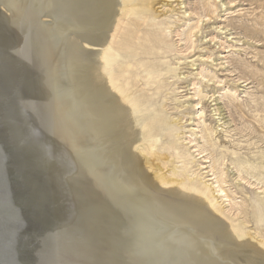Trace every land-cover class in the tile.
I'll return each mask as SVG.
<instances>
[{
  "label": "bare ground",
  "instance_id": "6f19581e",
  "mask_svg": "<svg viewBox=\"0 0 264 264\" xmlns=\"http://www.w3.org/2000/svg\"><path fill=\"white\" fill-rule=\"evenodd\" d=\"M223 1L202 0L204 15L184 10V1L179 2L178 21L188 23L176 35L187 49L194 47L193 37L203 23L223 11L227 5ZM165 2L0 0V6L10 13L5 21L31 43L30 70L37 72L42 108L52 117V135L60 144L56 172L62 175L61 186L68 184L67 190L76 181L78 201L73 203L77 204L60 215L62 225L74 220L71 233L78 244V257L73 262L67 259L68 242L59 256L47 251L49 264H264V235L246 227L247 219L237 223L229 215L247 211L241 204L237 206L222 185L227 156L216 152L211 139L219 128L224 129L226 121H222L220 102L213 103L218 100L213 98L215 92L209 95L195 90L197 102L188 101L200 111L194 113L199 119L197 127L191 128L194 132H177L184 146L193 149L187 156L172 151L175 141L171 135L174 124L183 126L188 119L177 117L169 123L158 107V99L166 97L169 89L163 84L147 88L162 79L164 72H174L180 81L187 78L183 72L168 70L170 64L163 61L173 50L169 41L172 25L157 20L166 15L160 8L172 7ZM194 14L198 18L190 23ZM45 18L49 21H43ZM224 28L228 30V26ZM189 73L194 79L208 76L204 67ZM194 79L193 89L199 83ZM179 84L177 89L187 88ZM224 89L231 97L237 95L236 87L226 84ZM208 102L213 107L209 115L213 127L204 123L207 114L203 107ZM162 132L170 138L161 149L160 163L154 164ZM188 133L190 136H184ZM194 135L203 144L192 139ZM3 150L0 148V184L7 187L3 195L9 187L8 201L26 205ZM190 164L196 168L188 170ZM231 164L239 173L245 170L264 183V161L233 158ZM252 205L253 217L262 220L264 212L257 209L258 202L253 200ZM1 208L0 264H22L18 253L24 242L15 234L11 238ZM71 226L66 227L68 234Z\"/></svg>",
  "mask_w": 264,
  "mask_h": 264
},
{
  "label": "rangeland",
  "instance_id": "374dc122",
  "mask_svg": "<svg viewBox=\"0 0 264 264\" xmlns=\"http://www.w3.org/2000/svg\"><path fill=\"white\" fill-rule=\"evenodd\" d=\"M165 1L170 2L172 7L160 8L159 10L166 12V15L157 20L172 25L173 34L169 36V41L173 50L163 61L170 64L168 70L183 72L187 78L180 81L174 72H164L162 79L158 78L157 82H151L147 88L154 89L158 84H163L169 89L164 94L166 97L158 99V107L169 123H174L177 117H184V121L188 119L183 126L178 124L172 126L175 131L171 135L175 141L172 151L175 154L191 156L193 149L186 148L185 142L177 137V132L180 130L190 129V132H194L195 130L191 128L194 126L196 128L198 125L199 119L196 114L200 110L188 104V101L197 102L198 99L193 96L195 90L209 95L215 92L216 97L213 98L218 100L213 103L220 102L218 106L223 109L225 117L222 121H226L224 129L219 128L220 131L211 139L216 152L227 156L228 162L224 166L226 182L222 185L237 206L241 204L247 211L238 216H235L234 212L229 215L237 223L247 219L246 227L252 232L258 231L264 235V218L259 220L253 217L252 205L253 200L257 201V209L264 212V183L245 170L239 173L231 164L233 158H251L256 163L264 161L260 159L264 152V0L233 2L224 0L229 8L224 10L227 7H222L223 11L213 15L212 20L203 23L198 35L195 34L193 37L194 47L189 49L185 41H179L180 37L176 35V31L186 29L188 23V21H178L176 9L181 6L179 2L184 1L182 4L184 10L204 15L202 0ZM173 8L175 10H172ZM6 11L0 6V142L5 152L4 156L10 158L15 171H10V174L18 183L16 188L22 197H25L26 204L33 209V220L35 213L38 230L47 251L52 252L54 257L59 256V252L63 251L62 249L69 242L70 255L67 259L73 262L78 257L76 249L78 244L74 238L75 234L71 233L74 220L62 225L63 216L60 214L63 213V209L65 211L69 207L73 209L77 204L73 203L74 200L78 201L76 181H71L67 190L65 188L68 184L61 186L62 175L59 176L56 172V167L60 164L58 161L60 144L57 137L54 139L52 135L55 133L54 121L42 108L43 104L38 93L41 86L38 83L37 72L35 69L30 70L31 43L15 25L5 21L4 16L10 15ZM197 15H192L190 23L196 22ZM47 19L43 21H49ZM226 26L228 30H225ZM209 56L211 57L207 58ZM196 60L199 61L195 63ZM201 62L206 64L202 65ZM180 63H183L182 70L179 69ZM193 63L195 65H192ZM202 67L205 68L208 76L194 79L196 77L189 72L196 73ZM192 78L199 82L195 89L191 85ZM211 78L213 81H209ZM178 83L181 84L179 86L187 88L177 89ZM226 84L238 89L235 97H231L229 92L226 93L224 89ZM180 90L183 91L179 93ZM224 95L227 97H223ZM180 102L185 103V107H180ZM206 104L203 107L207 114L204 123L213 127L214 124H211L212 119L209 116L213 107H209V102ZM184 136H190V133ZM169 138L165 132H162L161 140L158 142L160 146L155 148L154 164L160 163L161 157L164 156L161 149L165 148V142ZM191 138H196L200 144H203L200 136L194 135ZM52 144H54L53 148H51ZM195 168L194 164L188 166V170ZM63 175L65 177V174ZM226 204L227 202L223 206ZM53 215L60 220L55 219ZM70 226L68 234L66 227Z\"/></svg>",
  "mask_w": 264,
  "mask_h": 264
},
{
  "label": "water",
  "instance_id": "95a60500",
  "mask_svg": "<svg viewBox=\"0 0 264 264\" xmlns=\"http://www.w3.org/2000/svg\"><path fill=\"white\" fill-rule=\"evenodd\" d=\"M0 148H2L1 143ZM4 189H7V187H2L0 184V206L2 207L1 210L3 215L2 221L9 227L12 235L11 238H13L15 234L20 238V241L24 242L22 252L18 253V257L23 262L22 264H49L47 258V248L38 230L35 213L33 220V209L28 204H11L7 199V196H10L11 191L9 192L8 187V190H6L7 195L5 194V196L3 195L5 193ZM18 194L20 193L18 192ZM25 210H28V213H25Z\"/></svg>",
  "mask_w": 264,
  "mask_h": 264
}]
</instances>
